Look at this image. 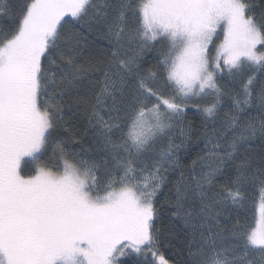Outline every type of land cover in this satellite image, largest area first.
Segmentation results:
<instances>
[{
	"label": "snow or ice",
	"instance_id": "6c2138e0",
	"mask_svg": "<svg viewBox=\"0 0 264 264\" xmlns=\"http://www.w3.org/2000/svg\"><path fill=\"white\" fill-rule=\"evenodd\" d=\"M0 264H264V0H0Z\"/></svg>",
	"mask_w": 264,
	"mask_h": 264
},
{
	"label": "trees",
	"instance_id": "16d2710c",
	"mask_svg": "<svg viewBox=\"0 0 264 264\" xmlns=\"http://www.w3.org/2000/svg\"><path fill=\"white\" fill-rule=\"evenodd\" d=\"M191 122L197 126L200 125V117L199 114L194 110V109H189L187 111L186 117H185V123ZM193 141V145H194ZM257 145L259 144V141L255 142ZM85 147H89L90 145L88 144L87 141H85ZM195 154H193L194 156ZM258 205H259V196L258 195H253L252 199L248 201V204L246 208H242L239 211L242 214V219L246 221H254V219L258 215Z\"/></svg>",
	"mask_w": 264,
	"mask_h": 264
}]
</instances>
